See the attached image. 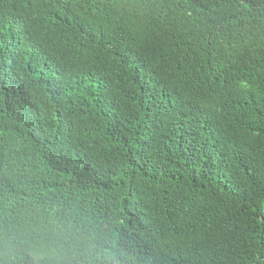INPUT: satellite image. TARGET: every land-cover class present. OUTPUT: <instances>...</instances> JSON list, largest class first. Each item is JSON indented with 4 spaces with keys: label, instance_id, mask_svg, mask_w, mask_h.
I'll use <instances>...</instances> for the list:
<instances>
[{
    "label": "trees",
    "instance_id": "16d2710c",
    "mask_svg": "<svg viewBox=\"0 0 264 264\" xmlns=\"http://www.w3.org/2000/svg\"><path fill=\"white\" fill-rule=\"evenodd\" d=\"M264 264V0H0V264Z\"/></svg>",
    "mask_w": 264,
    "mask_h": 264
},
{
    "label": "clouds",
    "instance_id": "9594fccd",
    "mask_svg": "<svg viewBox=\"0 0 264 264\" xmlns=\"http://www.w3.org/2000/svg\"><path fill=\"white\" fill-rule=\"evenodd\" d=\"M122 258L117 254L115 259H110L108 261V264H117L118 261H120Z\"/></svg>",
    "mask_w": 264,
    "mask_h": 264
}]
</instances>
